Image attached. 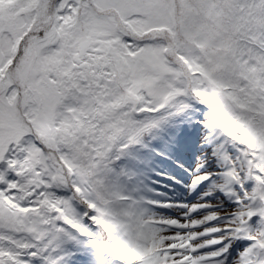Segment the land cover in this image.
Listing matches in <instances>:
<instances>
[{
    "label": "snow or ice",
    "instance_id": "6c2138e0",
    "mask_svg": "<svg viewBox=\"0 0 264 264\" xmlns=\"http://www.w3.org/2000/svg\"><path fill=\"white\" fill-rule=\"evenodd\" d=\"M188 100L239 151L234 207L123 204L109 161ZM76 236L117 264H264V0H0V264Z\"/></svg>",
    "mask_w": 264,
    "mask_h": 264
},
{
    "label": "rangeland",
    "instance_id": "374dc122",
    "mask_svg": "<svg viewBox=\"0 0 264 264\" xmlns=\"http://www.w3.org/2000/svg\"><path fill=\"white\" fill-rule=\"evenodd\" d=\"M195 107L200 108L197 110ZM205 114V109L194 103L188 110L167 114L171 122L167 124L162 122L163 126H168L169 129L164 134L165 137L160 131H156V128H152L151 132L147 130L139 136L143 137L147 133L160 135L158 144L155 145L159 151L154 149L140 151L135 143L125 148L141 157L138 159L135 157L134 160L137 167L135 177L130 183H124L125 186L122 188L123 193L127 195L123 204L131 205L146 214L177 219L185 218L182 214L188 213L185 205L202 200L211 202L212 206L190 215L197 216L205 211L228 212L234 207L233 197L239 189L234 182L228 181L224 176L223 167L226 163L223 164L224 162L217 158L219 150L217 143L222 142L224 136L211 122H206L208 115ZM214 136L216 137L213 141ZM149 139L153 141L156 138ZM225 140L227 141L226 138ZM118 152L123 153L120 150ZM205 172L212 173L210 178L193 184L194 177ZM248 184L250 186L251 181H248ZM165 204L166 207L162 206ZM224 219L222 215L220 220ZM74 240L81 241L76 245L79 249L69 251L63 264H117L116 259L106 249L99 247L101 241L98 237L87 243L81 238ZM247 243L245 240L234 241L232 253Z\"/></svg>",
    "mask_w": 264,
    "mask_h": 264
},
{
    "label": "trees",
    "instance_id": "16d2710c",
    "mask_svg": "<svg viewBox=\"0 0 264 264\" xmlns=\"http://www.w3.org/2000/svg\"><path fill=\"white\" fill-rule=\"evenodd\" d=\"M194 103H197L201 106H204L207 109V113L209 111L208 107L196 100H188L187 104L188 106L185 109H189L190 106ZM183 109V110H185ZM196 109V107H195ZM172 114V113H171ZM171 119H169V117L167 116V114L163 115L161 118H159L157 120V123L155 124L154 127L152 128H156V131H160V134L162 136L165 137V133L169 131L168 126H163L162 122L165 124L171 122ZM208 121H210V118L208 119ZM177 123V121H176ZM178 123H182V122H178ZM152 128L148 129L149 132L152 131ZM156 138L155 140H151L149 138ZM158 138H160V135H149L144 134L143 137H138L137 142L135 143L140 151L144 150V151H148L151 149H154L156 151H159L158 148L155 147L156 144H158ZM230 142V141H229ZM226 142L225 144H223V146H221V148H232L234 151H232L231 153L228 152L227 155H230V161L233 162L236 160V158L239 156V151L237 149V147L233 144V143H229ZM116 157L112 160L109 161L108 167L110 169V171H108L106 173V181L110 186L111 191H113L114 193H118L121 196H124L127 198V195H125L122 191V188H124V183H130L132 181V178H134L135 173H136V164L134 162V160L140 158L141 156H136V153L134 151H128L127 149L123 150V153L119 154L118 150L116 151ZM136 157V159H135ZM131 174V175H130ZM124 195H123V194ZM58 194L61 195H67V191L66 190H62L60 191ZM125 201V200H124ZM122 201V203L124 202ZM81 238L82 240H86V242H91V239H83L86 237H80V236H76L75 239H79ZM81 241H75L74 239H68L66 237H61L60 239V244L59 247L51 253V255L53 257H61L59 264H63L67 254H69L70 252L76 251L77 248L76 245L79 244ZM133 258H135V256H133ZM34 264H42V261L40 260H36L34 261Z\"/></svg>",
    "mask_w": 264,
    "mask_h": 264
},
{
    "label": "clouds",
    "instance_id": "9594fccd",
    "mask_svg": "<svg viewBox=\"0 0 264 264\" xmlns=\"http://www.w3.org/2000/svg\"><path fill=\"white\" fill-rule=\"evenodd\" d=\"M125 264H127V262H125Z\"/></svg>",
    "mask_w": 264,
    "mask_h": 264
}]
</instances>
